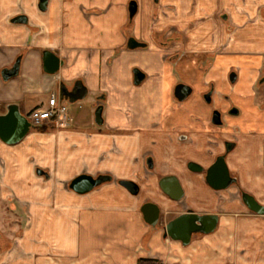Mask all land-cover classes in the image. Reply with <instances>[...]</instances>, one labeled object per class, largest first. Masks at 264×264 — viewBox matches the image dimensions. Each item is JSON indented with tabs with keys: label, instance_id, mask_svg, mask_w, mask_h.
Segmentation results:
<instances>
[{
	"label": "crops",
	"instance_id": "obj_1",
	"mask_svg": "<svg viewBox=\"0 0 264 264\" xmlns=\"http://www.w3.org/2000/svg\"><path fill=\"white\" fill-rule=\"evenodd\" d=\"M132 1L138 11L129 24ZM17 17L27 23H14ZM171 26L175 43L165 49L159 39ZM132 35L147 47L129 49ZM45 51L60 58L58 73L44 71ZM167 53L179 58L165 60ZM18 57L19 75L4 81L3 69ZM263 67L264 0H49L46 11L39 0H0V115L12 104L26 117L48 108L52 95L60 97V81L69 90L81 81L88 90L82 101L90 99L95 111L103 106L99 125L95 112L73 111L82 101L59 100L72 110L32 125L17 144L0 139L1 196L30 209L31 219L6 263L264 264V215L242 199L247 193L264 206V107L252 103L256 113L242 121L220 109L231 72L254 94ZM134 69L147 75L141 85L134 84ZM179 82L194 88L183 103L174 97ZM211 84L209 105L203 93ZM214 109L223 112L222 126L212 123ZM226 142L236 144L227 166L237 182L216 190L188 165L209 167ZM147 155L155 160L152 171ZM83 174L112 181L78 194L69 185ZM163 177L178 179L180 200L163 190ZM121 181L136 182L140 193ZM149 201L164 221L193 211L218 214L219 225L184 246L145 221Z\"/></svg>",
	"mask_w": 264,
	"mask_h": 264
},
{
	"label": "water",
	"instance_id": "obj_2",
	"mask_svg": "<svg viewBox=\"0 0 264 264\" xmlns=\"http://www.w3.org/2000/svg\"><path fill=\"white\" fill-rule=\"evenodd\" d=\"M49 0H39V9L41 11H46L48 7ZM138 11V4L136 1H132L129 5V15L132 19ZM14 23H27L26 17H17L13 20ZM129 49L144 48L145 44L138 43L135 39L131 38L127 44ZM44 61V71L48 74H56L60 70L61 60L58 56L50 51H45L43 53ZM21 57H19L12 68L4 69L2 71V77L4 81H9L10 79L17 77L20 73ZM134 83L139 85L144 79L145 75L139 70L134 69ZM237 79L236 73L230 75V81L234 83ZM192 92V89L186 85H178L176 88L175 95L180 100H185ZM88 95L87 88L83 85L81 81L76 82L73 89L66 94H60L61 101H69L70 103H76L78 101L84 100ZM211 93L206 96V101L210 102ZM237 113V112H236ZM103 107L100 106L95 111V121L97 124H103ZM213 123L215 125H220V113L218 111L214 112ZM31 123L26 116H24L19 109L18 105L12 104L7 107V113L0 115V139L8 144L14 145L22 141L31 129ZM189 168L192 171L200 172L203 169L194 163L189 164ZM38 174L46 175L42 170H38ZM206 180L208 184L216 189H226L232 183L233 180L230 176L228 167L224 161H219L212 166L207 171ZM112 181L111 176L99 175L93 177L90 175H80L76 177L70 183V189L78 194H86L92 190L100 187L102 184ZM120 185L127 189L131 194L137 195L139 192V187L136 183L132 181H121ZM161 187L165 192H167L172 199L180 200L183 196V190L175 177H168L160 182ZM243 200L247 207L254 213L258 215H264V206L259 204L256 199L245 193L243 194ZM142 213L144 215L145 221L151 226L155 227L158 223L160 216V209L157 205L153 203H147L142 207ZM218 224V216L215 215H196L192 212L182 214L170 221L165 229V236H169L173 240L181 241L184 246H188L191 242V237L193 233L197 230L205 234L212 233ZM204 226V229L200 227Z\"/></svg>",
	"mask_w": 264,
	"mask_h": 264
},
{
	"label": "rangeland",
	"instance_id": "obj_3",
	"mask_svg": "<svg viewBox=\"0 0 264 264\" xmlns=\"http://www.w3.org/2000/svg\"><path fill=\"white\" fill-rule=\"evenodd\" d=\"M227 78L228 80L225 87L221 89L223 96L222 102L220 104V109H223L225 107L227 110L228 108L233 107L232 109L240 110L239 116L230 117L231 121H242L244 118H249L251 115L255 114L256 111L251 105L252 103H254V106L257 107L259 111H261L259 107L262 104L264 105V84L259 89H255L254 94H251L247 86V82L245 80H242V77L234 84L230 83L229 76ZM45 98H40V100L45 102L47 101L48 96H46ZM213 103H215L214 99ZM65 107L66 112L67 110H72L70 105L67 106L66 104ZM87 109L93 116L95 108L93 107V103H90V99L86 102H80L73 111L78 110L79 113H84L88 112ZM31 130L34 131L33 128ZM1 174L2 170L0 168V176ZM1 195L2 194L0 189V239H5L6 241L5 243L3 242L2 246L0 247V264H4L7 262V259L9 261V257H11V254H14L16 243L19 241V239H21L22 234H24V231H26V227L28 224H30L31 219L29 216L30 209L25 208V206L21 207L20 204L12 198L3 199ZM169 252H172L170 255L177 256V260H182V254L178 251L176 252L175 250H171ZM141 260H139L138 264H140ZM154 261L162 264L160 260ZM179 264H182V262H179Z\"/></svg>",
	"mask_w": 264,
	"mask_h": 264
},
{
	"label": "flooded vegetation",
	"instance_id": "obj_4",
	"mask_svg": "<svg viewBox=\"0 0 264 264\" xmlns=\"http://www.w3.org/2000/svg\"><path fill=\"white\" fill-rule=\"evenodd\" d=\"M135 17V16H134ZM134 17L131 19L130 18V23L129 24H132V22H133V19H134ZM168 32V34H169V36L171 35V36H174L175 34H176V31H174V27L173 26H171V27H167L164 31H163V33L161 34V36H162V39H159V43L162 45V47H164L165 49H169V48H171L172 46H171V44H174L175 43V37L174 38H172L171 36L169 37H165L164 36V34L165 33H167ZM131 38H133V39H135L136 40V38H134L133 37V35L132 36H129V39H131ZM137 41V40H136ZM138 43H140V44H145V43H141V42H139V41H137ZM146 45V47H147V44H145ZM146 47H144V48H146ZM165 57H164V59L165 60H169V59H177V58H179V53L178 54H171V53H167L166 55H164ZM19 58V57H18ZM17 58V59H18ZM16 59V60H17ZM16 62V61H15ZM14 65V64H13ZM12 65V66H13ZM10 68H12V67H10ZM10 68H5V69H10ZM4 70V69H3ZM140 70V69H139ZM141 71V70H140ZM142 72V71H141ZM143 73V72H142ZM232 73H236V72H231L230 73V75L232 74ZM133 74H134V72H133ZM144 74V73H143ZM145 75V79L139 84V85H141L146 79H147V75L146 74H144ZM230 75H229V81H230ZM236 76H237V79H236V81L234 82V83H236L237 82V80H238V74L236 73ZM230 83H232L231 81H230ZM233 83V84H234ZM135 84V83H134ZM181 84H183V85H186V86H189L191 89H192V92H191V94L185 99V100H183V101H180L177 97H176V95H175V92H176V88H177V86L178 85H181ZM264 84V67L262 68V70L260 71V76H259V78H258V81H257V83H256V87H255V89H259L262 85ZM136 85V84H135ZM58 88H59V95L60 94H66L67 92H69V91H71V90H69V88H68V86L65 84V82L64 81H60V83H59V85H58ZM214 91H215V87H214V85H210L209 86V88L203 93V99H204V101L207 103V104H212V102H213V96H214ZM193 93H194V88L191 86V85H189V84H187V83H185V82H179L176 86H175V88H174V97H175V99L179 102V103H183V102H185L186 100H188L192 95H193ZM209 93H211V100H210V102H207L206 101V96L209 94ZM57 99L58 100H60V97H57ZM100 106H102L101 104H98L97 105V107L96 108H98V107H100ZM103 107V106H102ZM260 107H264V105L262 104ZM233 107H230V108H228L227 109V111H226V114L227 115H229V116H239L240 115V110H237V109H232ZM215 111H218L219 113H220V119H221V124L220 125H216V126H222L223 124H224V121H223V112L221 111V110H216V109H214L213 111H212V123H213V115H214V112ZM237 112V113H236ZM32 113V112H31ZM30 113V114H31ZM28 120H29V115H28ZM31 123V122H30ZM214 124V123H213ZM31 125H32V123H31ZM215 125V124H214ZM235 146H236V144L234 143V142H226V146H225V150H224V152L222 153V154H220V155H218L216 158H215V160H214V162L209 166V167H207V168H205V167H203V166H201V165H199V164H197V163H194V164H196V165H198L199 167H201L203 170L202 171H198V173H203L206 177H207V171L212 167V166H214L217 162H218V160L219 161H224L225 163H226V165H227V157H228V155L231 153V151H233L234 149H235ZM146 164H147V167H148V169L150 170V171H152V170H154V168H155V160H154V157L152 156V155H147V157H146ZM190 164V163H189ZM188 167H189V165H188ZM228 167V166H227ZM190 169V168H189ZM229 170V169H228ZM194 172H196V171H194ZM107 176H110V175H107ZM230 176H231V178H232V180H233V183H236L237 182V179L235 178V177H233L231 174H230ZM165 178H168V177H163L162 179H161V181L163 180V179H165ZM176 178V177H175ZM177 179V178H176ZM178 180V179H177ZM207 181V180H206ZM134 183H136V182H134ZM137 184V183H136ZM138 185V184H137ZM138 187H139V192H138V194L140 193V186L138 185ZM137 194V195H138ZM243 194H245V193H242V199H243ZM244 201V200H243ZM147 203H153V202H151V201H149V202H146L145 204H147ZM144 204V205H145ZM153 204H155V205H157L156 203H153ZM158 207H159V205H157ZM159 209H160V216H159V220H158V223H157V225L155 226V227H152L153 229H161L162 230V232H163V234H164V236H165V234H166V229H165V227H166V225L170 222V221H172V220H174L175 218H177V217H175V218H173V219H169L168 221H164V218H163V213H162V210H161V208L159 207ZM188 212H192L193 214H196V213H194L193 211H188ZM187 212V213H188ZM185 214V213H184ZM182 215V214H181ZM196 215H200V216H203V215H201V214H196ZM204 215H215V216H218V224H217V227H218V225H219V221H220V216L218 215V214H204ZM180 216V215H179ZM217 227H216V229H217ZM201 229H204V226H202V227H200ZM215 229V230H216ZM214 230V231H215ZM214 231L212 232V233H214ZM212 233H209V234H212ZM209 234H205V233H203V232H201L200 230H197L195 233H193V235H192V237H191V242H190V244L193 242V240L195 239V237H204V236H206V235H209ZM166 238H168L169 236H165ZM2 238H4V237H2ZM5 243L6 241H5V239H0V247L2 246V243ZM183 244V243H182ZM189 244V245H190ZM188 245V246H189Z\"/></svg>",
	"mask_w": 264,
	"mask_h": 264
},
{
	"label": "built area",
	"instance_id": "obj_5",
	"mask_svg": "<svg viewBox=\"0 0 264 264\" xmlns=\"http://www.w3.org/2000/svg\"><path fill=\"white\" fill-rule=\"evenodd\" d=\"M65 114V108L55 95L49 99V106L46 109H36L29 115L32 125L40 126L45 122L56 121Z\"/></svg>",
	"mask_w": 264,
	"mask_h": 264
},
{
	"label": "trees",
	"instance_id": "obj_6",
	"mask_svg": "<svg viewBox=\"0 0 264 264\" xmlns=\"http://www.w3.org/2000/svg\"><path fill=\"white\" fill-rule=\"evenodd\" d=\"M140 264H160L154 260H149V259H143L140 261Z\"/></svg>",
	"mask_w": 264,
	"mask_h": 264
}]
</instances>
